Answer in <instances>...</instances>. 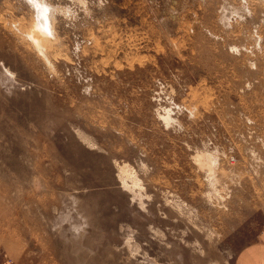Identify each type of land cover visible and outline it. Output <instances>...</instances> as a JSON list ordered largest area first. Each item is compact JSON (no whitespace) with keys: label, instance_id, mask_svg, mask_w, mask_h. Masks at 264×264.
I'll return each instance as SVG.
<instances>
[{"label":"rangeland","instance_id":"374dc122","mask_svg":"<svg viewBox=\"0 0 264 264\" xmlns=\"http://www.w3.org/2000/svg\"><path fill=\"white\" fill-rule=\"evenodd\" d=\"M39 1L41 49L0 0V264H234L264 228V0Z\"/></svg>","mask_w":264,"mask_h":264},{"label":"bare ground","instance_id":"6f19581e","mask_svg":"<svg viewBox=\"0 0 264 264\" xmlns=\"http://www.w3.org/2000/svg\"><path fill=\"white\" fill-rule=\"evenodd\" d=\"M29 2L34 6V11L36 10V16L35 18L33 17L34 19L32 18L30 35L32 34L33 42H35L37 47L41 49L38 38L39 34L37 33V31L40 32L42 31L41 33L43 34L48 33L50 31L48 24L50 22L49 15L51 14L52 11L50 10L51 8L46 3H42L39 0H29ZM120 171L121 173L123 172V167L120 169Z\"/></svg>","mask_w":264,"mask_h":264},{"label":"crops","instance_id":"0c3cea01","mask_svg":"<svg viewBox=\"0 0 264 264\" xmlns=\"http://www.w3.org/2000/svg\"><path fill=\"white\" fill-rule=\"evenodd\" d=\"M234 264H264V228L256 241L237 253Z\"/></svg>","mask_w":264,"mask_h":264}]
</instances>
